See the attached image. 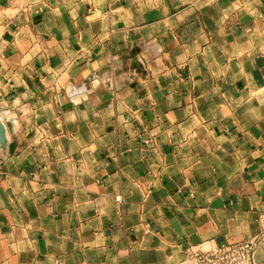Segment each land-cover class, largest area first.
Returning <instances> with one entry per match:
<instances>
[{"label":"crops","instance_id":"obj_1","mask_svg":"<svg viewBox=\"0 0 264 264\" xmlns=\"http://www.w3.org/2000/svg\"><path fill=\"white\" fill-rule=\"evenodd\" d=\"M0 123V264H264V0H0Z\"/></svg>","mask_w":264,"mask_h":264},{"label":"built area","instance_id":"obj_2","mask_svg":"<svg viewBox=\"0 0 264 264\" xmlns=\"http://www.w3.org/2000/svg\"><path fill=\"white\" fill-rule=\"evenodd\" d=\"M253 250V243L247 242L242 245L236 246L235 248H232L229 253L230 256L228 259L231 258L230 262L231 264H249L251 261V254ZM212 258L206 257V258H200L197 263L201 264H218V262H222L217 260H211ZM199 263V264H200Z\"/></svg>","mask_w":264,"mask_h":264},{"label":"bare ground","instance_id":"obj_3","mask_svg":"<svg viewBox=\"0 0 264 264\" xmlns=\"http://www.w3.org/2000/svg\"><path fill=\"white\" fill-rule=\"evenodd\" d=\"M6 143H7L6 139H2L0 137V151L4 150Z\"/></svg>","mask_w":264,"mask_h":264},{"label":"water","instance_id":"obj_4","mask_svg":"<svg viewBox=\"0 0 264 264\" xmlns=\"http://www.w3.org/2000/svg\"><path fill=\"white\" fill-rule=\"evenodd\" d=\"M4 128H3V126L1 125V123H0V137L2 138V139H5V136H4Z\"/></svg>","mask_w":264,"mask_h":264},{"label":"rangeland","instance_id":"obj_5","mask_svg":"<svg viewBox=\"0 0 264 264\" xmlns=\"http://www.w3.org/2000/svg\"><path fill=\"white\" fill-rule=\"evenodd\" d=\"M230 260H231V258L230 259H224L222 262H218V264H231Z\"/></svg>","mask_w":264,"mask_h":264}]
</instances>
